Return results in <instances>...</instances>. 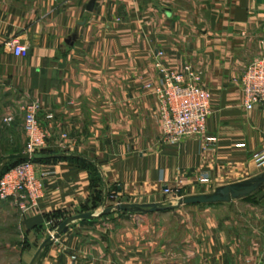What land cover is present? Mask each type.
<instances>
[{
  "label": "crops",
  "instance_id": "1",
  "mask_svg": "<svg viewBox=\"0 0 264 264\" xmlns=\"http://www.w3.org/2000/svg\"><path fill=\"white\" fill-rule=\"evenodd\" d=\"M87 1L0 0V157L25 144L21 118L2 124L4 106L37 101L47 133L34 161L47 172L42 195L15 212L25 242L19 264L48 235L53 214L96 208L87 166L100 178L95 192L117 203L157 202L166 187L208 193L264 172L253 160L264 148V103L245 109L239 83L261 51L264 0H94L90 11ZM7 40L25 44L26 54L14 56ZM159 50L166 66L202 72L212 95L210 148L196 135L161 141L157 101L146 87L158 79ZM204 175L208 183H200ZM250 195L200 208L194 225L171 229L169 245L161 237L148 246L123 224L109 231L75 220L35 264H264V184ZM6 208L16 210L0 202V214Z\"/></svg>",
  "mask_w": 264,
  "mask_h": 264
},
{
  "label": "built area",
  "instance_id": "2",
  "mask_svg": "<svg viewBox=\"0 0 264 264\" xmlns=\"http://www.w3.org/2000/svg\"><path fill=\"white\" fill-rule=\"evenodd\" d=\"M260 54L244 69L239 78L242 94V104L247 110L264 103V36L259 40ZM4 47L14 56H24L27 51L25 44L15 40H7ZM164 52L159 50L153 60V66L158 72L154 83L146 87L157 101V116L161 126V141L177 143L188 136H201L204 148H210L215 138L206 136V122L211 113V92L200 83L202 72L183 64L179 68L168 67L163 62ZM22 110L25 144L21 153L28 155L27 159L19 161L0 176V201L10 200L20 213L36 205L42 195L43 177L47 172L38 169L32 161L33 155L41 148L46 138V131L37 120L39 104L37 101H25L19 104ZM50 118V115H46ZM12 115L2 118L4 123H10ZM61 138L65 135L61 134ZM253 160L258 168L264 166V148L253 154ZM200 183H208V176L199 179ZM168 190V188H164ZM49 219L46 225L51 226ZM264 262V250L261 254Z\"/></svg>",
  "mask_w": 264,
  "mask_h": 264
},
{
  "label": "rangeland",
  "instance_id": "3",
  "mask_svg": "<svg viewBox=\"0 0 264 264\" xmlns=\"http://www.w3.org/2000/svg\"><path fill=\"white\" fill-rule=\"evenodd\" d=\"M115 20H118V18H116ZM4 99L5 98H3V100ZM11 99L13 98H10L8 96L7 101ZM14 100L16 99L14 98ZM5 113L11 114L13 116L14 114H16L18 120H20L21 118L23 123L22 110L19 108L18 104H16L15 109L6 110V106H4L3 117L5 116ZM1 122L2 124H4L3 121ZM11 162L12 161H8L4 165L7 166ZM99 183H100L99 181H94L92 183L94 186H96V187H92L93 195L95 194L94 193L95 190L98 189L99 191ZM184 195L186 194H184L180 190L172 189V188H168V190H165L163 188L160 193L159 201L157 202H161L165 205L169 203L174 204L177 202L178 198ZM98 197L100 198L101 201L102 196H100L99 193H98ZM251 198L252 195H249L247 197H244L242 200L249 201L251 200ZM118 200L120 199L116 197L115 198L112 197V194L110 192L107 193V195H105V204L103 207H111L112 209L105 214L102 215L99 214L97 216L85 220L83 219L80 220L85 222V224H87V227L105 228L109 231L113 229L115 230L116 228L120 227L121 224H123L125 226L130 227L131 230H135L136 236L142 235L144 237L143 239L146 240L148 246H152V244H154V240L156 238L161 239V237L162 240L164 239V243L167 241L169 245L170 239L172 238L171 229L181 230L183 228V225L186 224L187 221H189L191 225H194L195 224L194 218L196 216V213L199 212L200 208L204 206H211L207 204H197V205L187 204L165 211L140 213V212H127L123 210L113 209V206L117 204L116 201ZM93 203H96V208H94L93 213L98 214V212L102 209V207L99 206L100 205L99 199L93 201ZM240 203L241 201H236V204H240ZM231 204H235V202ZM214 206L216 207V205ZM14 208L16 210L14 209L10 210L9 208H6L5 212L0 214V264H19L21 262V252L25 248V242L23 236L16 226V222H17L16 213L17 212L19 213V211L15 206ZM72 223L73 222H71V224ZM57 224L58 221L57 222L53 221L51 226L47 225L48 227L47 233L49 234Z\"/></svg>",
  "mask_w": 264,
  "mask_h": 264
},
{
  "label": "water",
  "instance_id": "4",
  "mask_svg": "<svg viewBox=\"0 0 264 264\" xmlns=\"http://www.w3.org/2000/svg\"><path fill=\"white\" fill-rule=\"evenodd\" d=\"M94 0H88L85 5V10L90 11L92 9ZM74 34L69 35L65 42L71 44ZM28 155L25 153H15V154H8L5 156L0 157V169L4 166L5 163L12 160H23L27 159ZM264 184V172H260L252 177L223 184L220 186L215 187L211 192L208 193H199V194H191V195H184L178 198L177 202L172 204L169 203L167 205L161 202H151V203H117L113 206V209L116 210H123L127 212H140V213H147V212H155V211H165L169 209L177 208L181 205H197V204H214V203H221V202H229L233 199H239L245 196L250 195L251 193L255 192L258 188H260ZM105 204V196L103 198L101 207L102 209L98 212V214L93 213V211H86L77 213L71 216H68L61 220L53 229L52 231L46 235L40 243L37 245L35 251L33 252L31 258L28 261V264H35L41 250L53 243L56 238L61 234L67 231L68 225L80 219H88L97 215H102L109 212L112 208L111 207H103Z\"/></svg>",
  "mask_w": 264,
  "mask_h": 264
},
{
  "label": "trees",
  "instance_id": "5",
  "mask_svg": "<svg viewBox=\"0 0 264 264\" xmlns=\"http://www.w3.org/2000/svg\"><path fill=\"white\" fill-rule=\"evenodd\" d=\"M36 154V153H35ZM35 154L33 155V157H32V161H36V156H35ZM19 161H21V160H12V162L9 164V165H7V166H3L2 167V169H0V176L3 174V172H5L7 169H9V168H11L13 165H15V164H17ZM87 168H88V171H89V174H90V181H91V186H94L92 183L94 182V181H99L100 182V178H99V176L97 175V173H96V171H95V169L93 168V167H91V166H87ZM100 184V183H99ZM94 199L95 200H98L99 199V201H100V198L98 197V193H96L95 191H94ZM96 204H93V206H95ZM59 214H53V217H52V219H59L58 220V223L61 221V220H63L65 217L63 216V217H60L59 218V216H58ZM83 220H85V219H83Z\"/></svg>",
  "mask_w": 264,
  "mask_h": 264
}]
</instances>
